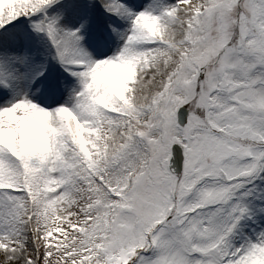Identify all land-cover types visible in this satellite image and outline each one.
Masks as SVG:
<instances>
[{
  "label": "snow or ice",
  "instance_id": "6c2138e0",
  "mask_svg": "<svg viewBox=\"0 0 264 264\" xmlns=\"http://www.w3.org/2000/svg\"><path fill=\"white\" fill-rule=\"evenodd\" d=\"M0 264H264V0H0Z\"/></svg>",
  "mask_w": 264,
  "mask_h": 264
}]
</instances>
